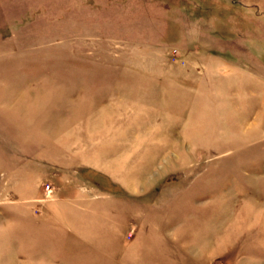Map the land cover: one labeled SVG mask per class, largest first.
Returning <instances> with one entry per match:
<instances>
[{
    "label": "rangeland",
    "instance_id": "1",
    "mask_svg": "<svg viewBox=\"0 0 264 264\" xmlns=\"http://www.w3.org/2000/svg\"><path fill=\"white\" fill-rule=\"evenodd\" d=\"M264 264V0H0V264Z\"/></svg>",
    "mask_w": 264,
    "mask_h": 264
},
{
    "label": "built area",
    "instance_id": "2",
    "mask_svg": "<svg viewBox=\"0 0 264 264\" xmlns=\"http://www.w3.org/2000/svg\"><path fill=\"white\" fill-rule=\"evenodd\" d=\"M218 264H222V263H218Z\"/></svg>",
    "mask_w": 264,
    "mask_h": 264
}]
</instances>
